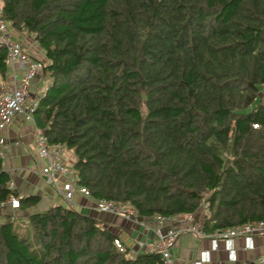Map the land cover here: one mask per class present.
Listing matches in <instances>:
<instances>
[{"label": "trees", "instance_id": "16d2710c", "mask_svg": "<svg viewBox=\"0 0 264 264\" xmlns=\"http://www.w3.org/2000/svg\"><path fill=\"white\" fill-rule=\"evenodd\" d=\"M0 11L44 53L32 120L71 152L89 197L150 220L191 214L206 233L264 221V0H0ZM4 57L0 46V80ZM9 178L0 160V202L18 194ZM20 195L23 211L40 199ZM11 214L0 264H160L118 250L71 206L27 212L21 227Z\"/></svg>", "mask_w": 264, "mask_h": 264}, {"label": "built area", "instance_id": "2783aa9c", "mask_svg": "<svg viewBox=\"0 0 264 264\" xmlns=\"http://www.w3.org/2000/svg\"><path fill=\"white\" fill-rule=\"evenodd\" d=\"M0 46L5 50L4 63L6 66L19 68V75L16 77L14 71L12 75L13 83L7 87L0 84V159L3 160V146L6 143V137L3 130L11 123L14 118H21L26 122L32 121V113L37 106L40 92L31 91L32 86L42 73V62L32 56L22 41H18L10 36L8 23L2 17L0 11ZM35 146L39 159L44 160V165L39 172L47 182L52 186L54 192L61 198L66 206L73 205L75 194L83 197H89L87 190L77 184V171L71 163L62 159L63 147L59 144L49 143L46 136L35 129ZM18 144V141L12 142ZM5 186L13 189L11 180H7ZM20 194H8L0 202V208L9 206L11 209L18 207ZM93 207L96 211L106 212L121 216L127 220H136L138 217L132 208L126 205L117 204L104 198L93 199ZM155 225L153 229L154 237L151 240L138 239L135 241L137 251L156 252L160 257V264H175L172 257V248L178 236L189 234L196 238L208 240V248L199 250L196 257L189 264H241L235 253L234 240L242 239L241 250H251L253 248L252 238L255 236H264V221H247L236 224L231 227H224L210 233H206L201 228V223L194 220L191 214H185L177 218L172 227H162L168 223L162 216L156 215L151 219ZM139 224L146 228V224L140 221ZM221 242L225 257L223 259H213L212 252L217 251L218 243ZM113 243L118 250L123 249L122 243L113 239ZM254 264L264 262V249L253 260Z\"/></svg>", "mask_w": 264, "mask_h": 264}, {"label": "crops", "instance_id": "0c3cea01", "mask_svg": "<svg viewBox=\"0 0 264 264\" xmlns=\"http://www.w3.org/2000/svg\"><path fill=\"white\" fill-rule=\"evenodd\" d=\"M8 29L10 36L18 41H22L26 48L28 47L25 40H29L33 47H36L37 58H41V62H45L43 51L36 45L32 40L31 35H27L25 32L15 31L9 24ZM26 38V39H25ZM28 49V48H27ZM29 51V50H28ZM32 50H30V53ZM16 72V77L19 75V68L17 66L9 67L6 66L5 75L0 84H5L7 87L13 83L12 75ZM36 79L31 91L41 92L47 85V79L42 75ZM35 129L40 130L34 121L26 122L21 118H14L11 123L3 130V135L6 137V143L3 146V160H1L2 168L5 169L9 174V180L12 181L14 189L18 194H36L39 195L40 199L36 205L25 209L24 211H40L54 204H61V198L54 192L52 186L47 182L46 178L40 174L39 170L44 165L45 161L38 158L35 146ZM18 141V144L12 142ZM66 152V158L68 163L72 161V154L68 150ZM20 192V193H19ZM36 192V193H34ZM62 205H65L62 203ZM35 207V208H34ZM74 210L91 216L99 218L103 225L113 232L117 239L126 246L130 254L137 252L135 241L138 239L151 240L154 237L153 229L155 228L154 222L150 219L138 217L134 220H127L121 216L96 211L93 207V199L91 197H83L79 194H75L73 198V205L71 206ZM6 209L9 213L13 214L16 209H11L9 206L5 207L1 213H5ZM180 217V216H179ZM169 223H164L162 227L174 226L177 218ZM143 221L147 226L146 228L139 224ZM127 236L130 240V244L127 243L125 237ZM235 253L240 263L245 261L254 260L256 256L261 254L264 249V236H255L252 238L253 248L251 250H241L240 247L243 244V240L238 238L234 240ZM209 246L207 239L196 238L189 234H183L178 236L175 244L172 248V257L175 264H189V262L196 257L199 250L207 249ZM212 258L223 259L225 257V251L221 242L218 243V249L211 253Z\"/></svg>", "mask_w": 264, "mask_h": 264}, {"label": "rangeland", "instance_id": "374dc122", "mask_svg": "<svg viewBox=\"0 0 264 264\" xmlns=\"http://www.w3.org/2000/svg\"><path fill=\"white\" fill-rule=\"evenodd\" d=\"M26 39V38H25ZM25 42H26V44H27V48H28V50L30 51V50H32L31 52H33V53H31L32 54V56L34 57V58H36V59H38V60H40L39 58H37L36 56L37 55H35V53H37V49H36V47H33V44L29 41V40H25ZM36 50H35V49ZM41 61V60H40ZM66 152L65 153H63L62 154V159L65 161V162H68V160L67 159H69V158H66ZM12 190H14V185H13V189ZM20 193V192H19ZM34 193H36V192H34ZM61 200V199H60ZM62 203L64 204V202L61 200V204H59V205H62ZM35 208V207H34ZM18 209V211H11V212H13V214H11V215H13V218L14 219H16V221L19 223V227H21L25 222H26V214H27V212L26 211H23L20 207L19 208H17ZM2 210H4V208H2ZM5 213H9V211L6 209V212ZM2 215H3V213H1V211H0V221H2V219H3V217H2ZM123 237H125V236H123ZM125 239L127 240V243H131L130 242V240H129V238L126 236L125 237ZM135 245V244H134Z\"/></svg>", "mask_w": 264, "mask_h": 264}]
</instances>
